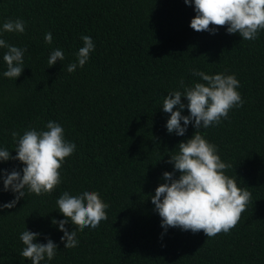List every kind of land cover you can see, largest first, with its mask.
Returning <instances> with one entry per match:
<instances>
[{
    "label": "trees",
    "instance_id": "obj_1",
    "mask_svg": "<svg viewBox=\"0 0 264 264\" xmlns=\"http://www.w3.org/2000/svg\"><path fill=\"white\" fill-rule=\"evenodd\" d=\"M195 15L194 3L184 0H0V28L8 20L25 22L24 33L0 38L26 49L15 80L3 76L7 49L0 48V149L16 156L11 132L47 130L49 121L76 145L50 194L26 188L15 207L0 211V264H31L19 255L26 229L40 233L35 242L50 238L58 245L55 257L41 264H264V30L254 41L226 27L197 32L190 27ZM49 32L51 44L45 42ZM82 35L92 38L95 49L69 73ZM55 49L65 58L49 67ZM194 69L235 75L243 100L219 125L198 129L231 165L225 174L251 193L236 227L212 238L202 231H165L151 202L166 182L164 172L179 177L167 161L196 131L189 124L184 136L168 133L170 114L162 108L169 92L203 82L191 74ZM181 101L187 105L185 97ZM182 115H189L187 107ZM23 166L0 161L9 173ZM65 191H97L109 205L97 228L75 229L74 248H64V233L52 223L65 219L56 204ZM15 195L3 191L0 178V204ZM65 228L71 232L74 225L69 221Z\"/></svg>",
    "mask_w": 264,
    "mask_h": 264
},
{
    "label": "clouds",
    "instance_id": "obj_2",
    "mask_svg": "<svg viewBox=\"0 0 264 264\" xmlns=\"http://www.w3.org/2000/svg\"><path fill=\"white\" fill-rule=\"evenodd\" d=\"M194 3L196 15L191 19L190 27L197 31L215 34L220 27H226L227 33L239 34L242 40L254 41L258 33L264 30V0H184ZM25 22L22 19L8 20L0 28L3 32L24 33ZM83 46L76 53L77 62L67 66L69 73L79 65L83 67L94 51L95 44L90 36L82 35ZM45 42L52 43V34L45 35ZM0 48H6L3 61L7 70L3 76L17 79L23 72V57L26 49L8 44L0 38ZM60 49L53 50L48 59L49 67L57 60H64ZM203 82H195L192 86H184V91L169 92L163 99L162 108L170 114L166 128L168 133L184 136L189 124L196 129L193 136L177 145L178 151L167 161L174 165V171L180 173L174 178L173 172H164L165 183L155 189L151 202L161 217V226L165 231L169 228H180L183 231L197 233L202 231L206 237L212 238L220 233H229L239 223L242 214L251 201V193L238 186L236 179L225 174L231 168L218 155L217 146L210 143L199 131L200 128L217 126L222 119H227L229 111L243 106V100L237 89L240 86L235 75L218 73L209 75L194 69L191 73ZM183 86V78L180 81ZM185 97L187 105L182 103ZM187 107L189 115H182ZM175 109V110H174ZM183 121V125L181 124ZM47 130H25L23 135L13 131L11 136L16 143V156H11L7 149H0V161L18 160L24 166L21 171L13 169L10 173L0 169L3 176V191L11 190L15 199L0 204V211L15 207L25 196V189L36 195L50 194L60 183V169L65 159L71 156L75 143L65 139L63 127L49 121ZM58 210L64 220L53 219L59 230L64 233L61 242L64 248L78 246L77 231L91 227L95 229L100 222L107 220L106 209L109 207L97 191H83L79 195H71L65 191L56 200ZM69 221L74 230L69 232L65 225ZM40 233L25 230L19 239L24 247L19 255L31 264L52 260L58 245L50 238L47 243H37Z\"/></svg>",
    "mask_w": 264,
    "mask_h": 264
}]
</instances>
